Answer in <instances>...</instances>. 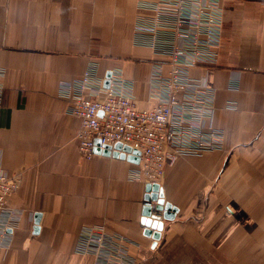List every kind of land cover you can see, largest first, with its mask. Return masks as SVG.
Segmentation results:
<instances>
[{
    "label": "crops",
    "instance_id": "0c3cea01",
    "mask_svg": "<svg viewBox=\"0 0 264 264\" xmlns=\"http://www.w3.org/2000/svg\"><path fill=\"white\" fill-rule=\"evenodd\" d=\"M220 4L218 66L191 73L216 90L224 148L168 164L161 188L177 212L159 216L155 241L142 224L147 186L129 177L139 161L82 159L81 122L58 94L96 63L99 75L136 82L140 108L152 105L155 55L134 43L138 0H0V167L20 176L9 205L22 212L0 264H93L75 244L94 225L126 237L135 264H264V0Z\"/></svg>",
    "mask_w": 264,
    "mask_h": 264
},
{
    "label": "built area",
    "instance_id": "2783aa9c",
    "mask_svg": "<svg viewBox=\"0 0 264 264\" xmlns=\"http://www.w3.org/2000/svg\"><path fill=\"white\" fill-rule=\"evenodd\" d=\"M138 8L144 13L136 17L134 43L155 55L148 79L152 105L140 108L136 82L118 69L107 79L99 75L96 63L78 78L61 80L58 94L68 102V113L81 122L75 142L82 159L93 158L97 148L121 143L140 153L130 179L161 187L168 164L178 157L224 148V133L213 123L216 90L206 75L191 73L218 66L223 10L220 0H138ZM6 76L0 68V107ZM19 184V175L0 167V252L10 248V232L22 220V212L9 205ZM154 204L145 200L144 207H152V215L159 217ZM129 245L126 237L94 225L80 230L75 253L91 256L93 264H135Z\"/></svg>",
    "mask_w": 264,
    "mask_h": 264
},
{
    "label": "water",
    "instance_id": "95a60500",
    "mask_svg": "<svg viewBox=\"0 0 264 264\" xmlns=\"http://www.w3.org/2000/svg\"><path fill=\"white\" fill-rule=\"evenodd\" d=\"M111 76L110 72L106 73V78L109 79ZM105 87H109V81H105ZM97 145L98 142H97ZM96 154H102L105 156H113L115 158L125 159L127 154L131 155L132 162L138 163L140 153L136 150H133L131 147L123 145L121 143L116 144L114 147L105 146L104 150H95ZM129 157V156H128ZM148 195L146 196L147 201H152L156 204L155 211L161 213L160 216L162 219L167 221H172L175 218L177 209L174 208L171 204L167 203L164 198L163 189L159 185L147 186ZM153 208L150 206L144 207L142 224L146 228L145 235L152 237L155 241L160 240L161 230H162V221L160 217L152 215ZM38 218V217H37ZM38 222V219H37Z\"/></svg>",
    "mask_w": 264,
    "mask_h": 264
}]
</instances>
